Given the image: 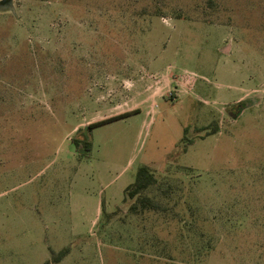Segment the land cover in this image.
<instances>
[{
  "label": "rangeland",
  "instance_id": "1",
  "mask_svg": "<svg viewBox=\"0 0 264 264\" xmlns=\"http://www.w3.org/2000/svg\"><path fill=\"white\" fill-rule=\"evenodd\" d=\"M1 1L0 264H264V0Z\"/></svg>",
  "mask_w": 264,
  "mask_h": 264
},
{
  "label": "trees",
  "instance_id": "2",
  "mask_svg": "<svg viewBox=\"0 0 264 264\" xmlns=\"http://www.w3.org/2000/svg\"><path fill=\"white\" fill-rule=\"evenodd\" d=\"M243 108H244V106H243ZM132 112H134V111L121 113L119 115H116V116L108 118V119L93 122V123L87 125L86 130L91 132V130L99 124L111 121L113 119H116V118L122 117L124 115L130 114ZM83 130H84V128L79 129L78 132L80 133ZM185 131L187 133L188 128H186ZM217 131H218V127L214 126L213 129H210L207 131V134L216 133ZM89 134H87L84 139L79 138V137L73 138V141L78 146L83 144L85 151H86V154H88V152H90L92 150V142L89 139ZM190 142L192 143L193 140L190 139ZM156 183H157V176H156L155 172L151 169V167H149L147 165H143V166L139 167L135 180L131 184H129L125 189V195L127 197L136 198V201L134 203H132L130 206L132 211L137 212L139 210H141V211L142 210H161V208L163 207L162 203L160 201H158L157 199H155V198H153L147 194V190L151 186L155 185ZM68 253H69V247L64 248L59 253L53 252V261L62 260V258L64 256H66ZM47 263H49V261Z\"/></svg>",
  "mask_w": 264,
  "mask_h": 264
},
{
  "label": "water",
  "instance_id": "3",
  "mask_svg": "<svg viewBox=\"0 0 264 264\" xmlns=\"http://www.w3.org/2000/svg\"><path fill=\"white\" fill-rule=\"evenodd\" d=\"M6 1H8V0H2L1 3H5ZM241 109H242V108H238V109H237V112H234V113H233V116L236 117V116L238 115V112H239Z\"/></svg>",
  "mask_w": 264,
  "mask_h": 264
},
{
  "label": "flooded vegetation",
  "instance_id": "4",
  "mask_svg": "<svg viewBox=\"0 0 264 264\" xmlns=\"http://www.w3.org/2000/svg\"><path fill=\"white\" fill-rule=\"evenodd\" d=\"M244 105L241 103V104H238V108H242ZM237 108V109H238ZM243 109V108H242Z\"/></svg>",
  "mask_w": 264,
  "mask_h": 264
}]
</instances>
